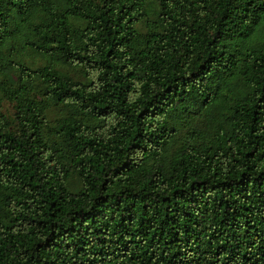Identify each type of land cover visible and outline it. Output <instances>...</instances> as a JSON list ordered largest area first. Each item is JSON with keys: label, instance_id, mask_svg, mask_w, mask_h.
Instances as JSON below:
<instances>
[{"label": "trees", "instance_id": "trees-1", "mask_svg": "<svg viewBox=\"0 0 264 264\" xmlns=\"http://www.w3.org/2000/svg\"><path fill=\"white\" fill-rule=\"evenodd\" d=\"M0 264H264V0H0Z\"/></svg>", "mask_w": 264, "mask_h": 264}]
</instances>
